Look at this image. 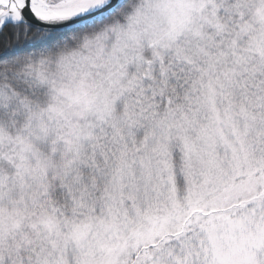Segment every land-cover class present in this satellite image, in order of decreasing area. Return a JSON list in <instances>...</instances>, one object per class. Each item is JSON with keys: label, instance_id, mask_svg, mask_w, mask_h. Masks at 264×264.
Instances as JSON below:
<instances>
[{"label": "snow or ice", "instance_id": "obj_1", "mask_svg": "<svg viewBox=\"0 0 264 264\" xmlns=\"http://www.w3.org/2000/svg\"><path fill=\"white\" fill-rule=\"evenodd\" d=\"M0 264H264V0H0Z\"/></svg>", "mask_w": 264, "mask_h": 264}]
</instances>
